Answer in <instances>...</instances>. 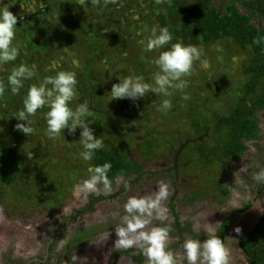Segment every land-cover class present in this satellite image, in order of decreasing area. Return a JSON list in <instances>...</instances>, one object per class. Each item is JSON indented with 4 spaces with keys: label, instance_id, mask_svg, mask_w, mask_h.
Listing matches in <instances>:
<instances>
[{
    "label": "rangeland",
    "instance_id": "rangeland-1",
    "mask_svg": "<svg viewBox=\"0 0 264 264\" xmlns=\"http://www.w3.org/2000/svg\"><path fill=\"white\" fill-rule=\"evenodd\" d=\"M4 7L18 18L12 42L18 55L0 63V147L9 145L6 158L0 155V165L6 162L9 174L21 165L23 174L15 181L7 177L0 182V242L22 240L17 247L27 253L32 234L56 225L70 207L81 206L88 194L115 193L127 179L119 176L108 185L98 182L95 191L82 190L92 175L89 169L94 168L93 158L85 161L81 155L82 129L72 134L65 129L50 137L47 105L29 117L31 134L16 130L21 121L13 116L23 110L29 88L60 71L75 73L76 95L70 107L88 104L91 114L86 120L101 140V148L117 142L112 128L103 123L109 117L145 169L139 178L138 173L128 176L138 180L116 198L100 203L96 215H87L68 229V237L96 225L106 232L83 264H117L115 251L125 247H117L116 229L126 227L134 217L142 219L144 227L128 234L131 241L139 230L151 233L159 222L170 219L172 204L183 219L195 217L201 230L215 232L246 199L249 179L257 178L264 166V110L256 107L264 99V51L255 48L251 39L252 31L264 32V19L252 15L245 32L232 26L226 34L216 35L197 23L199 13L216 9L223 17L234 11L249 16V12L233 0H0V8ZM163 27L173 39L163 48L145 51L152 30L158 33ZM176 43L202 49L201 59L182 77V90L169 89L167 97L148 92L135 102L111 101L108 93L119 83L118 77L142 76L144 82L154 84L159 71L155 59ZM205 60L207 69L202 67ZM21 65L33 75L22 79L18 93L13 94L9 77ZM165 99L170 109L159 110ZM103 110H109L107 118ZM246 117L257 119L258 137L246 140V151L232 159L240 122ZM257 154L262 158L256 163ZM78 166L83 171L64 184L67 172ZM161 185L167 186L168 196L157 207L142 216L125 211L130 198L155 200ZM199 245V251L204 250V243ZM178 256L173 258L176 262L189 264L184 252Z\"/></svg>",
    "mask_w": 264,
    "mask_h": 264
},
{
    "label": "clouds",
    "instance_id": "clouds-1",
    "mask_svg": "<svg viewBox=\"0 0 264 264\" xmlns=\"http://www.w3.org/2000/svg\"><path fill=\"white\" fill-rule=\"evenodd\" d=\"M92 2L95 3L96 0H92ZM17 20V16L9 8H0V63L13 61L18 55L17 48L12 43L17 28ZM172 39L173 37L167 27L160 28L158 33L156 29H153L144 45L145 51L151 52L163 48ZM142 43L144 42L142 41ZM201 55L202 49H198L196 46H184L181 43L173 44L170 50L161 52L154 61L159 69L154 75V84L150 85L144 82L142 76H129L123 79L118 77L119 83L113 84L108 93L111 96V101L128 99L135 102L143 98L148 92L167 97L171 95L169 89L182 90L185 87L182 77L191 73L194 61H199ZM73 64L76 65L77 61H73ZM208 66L206 60L202 62L203 68L207 69ZM55 67L56 65L53 64L52 68ZM32 75L33 72L24 65L13 70L9 77L12 93H18L22 86L21 80L28 79ZM76 84L75 73L70 71H60L54 77H46L39 86L33 85L29 88L23 101V110L13 117L21 121L15 125L16 130L28 136L33 132L29 117L34 116L38 109L47 105L49 111H47L45 118L48 135L55 138L62 130L67 129L69 134H72L78 127L81 128L80 143L84 149L81 155L85 161H89L93 158L94 152L102 147V142L94 136L93 130L86 120L91 114L88 104H81L75 109L70 107V103L76 95ZM49 85H51L50 88ZM187 98V96L184 97V99ZM170 107V101L165 99L162 101L159 110H168ZM110 168L109 163L90 168L89 172L92 175L90 179L84 181L82 190L95 191V185L98 182L108 185L107 172ZM167 196V186L161 185L155 200L130 198L125 205V211L128 213L138 212L142 216L146 211L157 207L159 202L166 199ZM143 227L142 219L134 217L132 221L127 222L126 227L117 228V236L120 238L117 241V247H131L133 241L128 239V234L135 233ZM164 237L165 232L160 229L153 230L151 233L141 231L135 237L136 241H143L142 247L148 258V264H173L171 255L165 251ZM203 247V255L207 264H226L225 252L220 240L211 237L204 243ZM199 248L200 245L197 241H188L185 244L189 264H196L198 256L201 254Z\"/></svg>",
    "mask_w": 264,
    "mask_h": 264
},
{
    "label": "flooded vegetation",
    "instance_id": "flooded-vegetation-1",
    "mask_svg": "<svg viewBox=\"0 0 264 264\" xmlns=\"http://www.w3.org/2000/svg\"><path fill=\"white\" fill-rule=\"evenodd\" d=\"M260 156L259 154L255 156L256 163L262 158ZM259 171L257 178L249 179V186L252 187L247 186L248 188L245 189V193H248L246 199L239 206L232 209L229 216L235 210L244 207L245 204L251 203L256 197L259 188L264 184V166ZM99 195V193L95 192L88 194V196H85L86 200L81 206L70 207V213L62 216L56 225H48L41 232L32 234L29 239L31 250L27 253L20 252L17 247L22 240H14L10 244H7L6 241L0 242V264H83L91 256V252L99 248V242H101L103 237L106 238V232L99 231V225H96L92 228L79 230L68 237V229L87 215L97 214L98 206L103 202L96 200ZM169 210L172 214L170 219L159 222L155 225L154 230L160 229L165 232V251L171 255L174 263L182 264L185 261L178 263L173 258H179L178 254L180 252H184L187 255L185 244L188 241L205 243L211 237L216 238L219 226L222 223L215 232L209 231V229L201 230L197 226L195 217L183 219L177 211L172 210L171 206ZM140 232L139 230L135 237ZM135 237L131 247L115 251L114 261L117 264H148V258L144 254V248L142 247L143 241H136ZM200 253L197 261H204L207 264L203 255L204 250L200 251ZM186 262H189L188 259Z\"/></svg>",
    "mask_w": 264,
    "mask_h": 264
},
{
    "label": "trees",
    "instance_id": "trees-1",
    "mask_svg": "<svg viewBox=\"0 0 264 264\" xmlns=\"http://www.w3.org/2000/svg\"><path fill=\"white\" fill-rule=\"evenodd\" d=\"M235 5H239L241 8L245 9L249 12V16H242L238 11H234L232 15H225L223 17L220 16V13L216 9H210L207 13L198 14L196 17V21L199 24H202L207 30L216 35H224L227 32L231 31L232 26H235L239 30L246 31V24L249 22L252 15H256L261 19H264V0H233ZM264 32H251V39L255 46V48L264 51V40H263ZM65 37H61V41H63ZM57 43H53L55 46ZM52 45V44H51ZM262 71L264 72V64L261 67ZM102 105V104H101ZM256 107L260 110H264V99H261ZM100 113V112H99ZM101 114L107 118L109 115V110H103ZM104 125L109 126L112 128L113 137L116 139L117 142H114L111 147L97 149L93 154V166H102L105 163H109L111 165L110 170L107 172L108 181H113L115 178L119 176H126L127 179L122 183L121 189L115 193H102L99 195L96 200L99 202L109 199H114L124 191H126L132 184L135 183L136 180L140 176L145 173L144 167L133 157L131 148L127 143L124 135L113 127L112 121L109 119H105L103 121ZM259 132V125L258 121L255 118L246 117L241 120L240 122V132L237 135V140L235 142V146L231 151L232 159L239 158L247 149L246 140H251L258 137ZM120 145L124 148L121 149ZM11 146V144H10ZM7 146L0 147V155L2 160L6 158V154L9 153V149ZM15 145L13 144V148ZM120 148V149H119ZM23 151V150H22ZM178 160V158H177ZM176 160V161H177ZM6 163V162H5ZM4 162L0 165V182L6 181V178L12 181H15L18 176L23 174L22 166L18 165L13 168L11 174L8 173V168ZM78 168V169H77ZM76 170L74 169L69 170L68 174L64 176L63 182L64 184L68 185L69 183L73 182L74 178L78 175V173L83 171L82 167H77ZM31 167L29 171H31ZM65 169V168H64ZM133 173H138L139 176L135 180H131L128 178ZM1 185V184H0ZM66 185H64L66 187ZM264 184L259 188L258 193L261 191ZM225 191H227L226 187H222ZM257 193V194H258ZM251 205V203L245 204L244 207L235 210L231 216L225 219L222 224L219 226L216 239L221 241V244L224 239L225 228L228 221L233 217L235 214L245 210ZM171 208L175 211V206L172 204ZM189 230V229H188ZM243 248L249 254L251 259L253 260L254 264H264V217L261 223L256 227V229L251 232L248 236H246L241 242ZM124 253V252H121ZM173 264H176L173 262Z\"/></svg>",
    "mask_w": 264,
    "mask_h": 264
},
{
    "label": "water",
    "instance_id": "water-1",
    "mask_svg": "<svg viewBox=\"0 0 264 264\" xmlns=\"http://www.w3.org/2000/svg\"><path fill=\"white\" fill-rule=\"evenodd\" d=\"M264 217V186L252 200L251 205L235 214L228 221L222 246L226 264H254L241 242L253 232Z\"/></svg>",
    "mask_w": 264,
    "mask_h": 264
}]
</instances>
